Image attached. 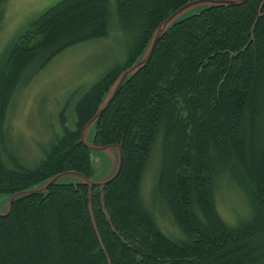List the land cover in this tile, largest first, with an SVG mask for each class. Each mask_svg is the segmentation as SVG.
<instances>
[{
    "label": "trees",
    "instance_id": "trees-1",
    "mask_svg": "<svg viewBox=\"0 0 264 264\" xmlns=\"http://www.w3.org/2000/svg\"><path fill=\"white\" fill-rule=\"evenodd\" d=\"M192 1L115 0L130 35L125 60L77 97L73 129L59 113L61 132L31 167L6 148L14 94L64 49L107 36L108 0H60L0 54V196L11 198L0 214V264H264V0L212 6L161 34L95 123L92 145L120 148L116 177L26 193L63 173L92 176L82 129L157 27ZM154 153L153 198L180 239L163 233L141 198ZM220 176L249 202L235 225L216 209Z\"/></svg>",
    "mask_w": 264,
    "mask_h": 264
},
{
    "label": "rangeland",
    "instance_id": "rangeland-1",
    "mask_svg": "<svg viewBox=\"0 0 264 264\" xmlns=\"http://www.w3.org/2000/svg\"><path fill=\"white\" fill-rule=\"evenodd\" d=\"M59 1L6 0L0 7V54L33 20ZM223 1L235 3L241 0ZM210 4L209 0H202L187 5L168 20L165 27L198 13ZM107 7V36L64 49L32 75L24 85L17 88L7 113L5 139L8 151L19 158L25 167L33 166L42 156V147L61 132L59 113L65 110L66 126L73 129V105L77 97L109 68L125 60L130 35L120 26L115 11V0H108ZM146 52L147 48L144 50V53ZM109 91L104 95L102 102L109 95ZM94 129L92 122L83 132V140L90 147ZM90 162L92 176L89 180L93 183H103L111 178L118 168V148L111 146L90 150ZM156 165L157 156L154 153L142 179L141 198L163 233L173 239H180L181 233L159 204L158 196L155 194L157 197L154 195L155 199L153 198ZM54 179L56 183L84 181L83 177L74 173ZM46 182L47 180L30 190L42 189ZM10 201V197L0 196V214L7 212ZM215 204L221 218L230 225H235L249 214V202L244 193L226 176H220L216 180Z\"/></svg>",
    "mask_w": 264,
    "mask_h": 264
},
{
    "label": "water",
    "instance_id": "water-1",
    "mask_svg": "<svg viewBox=\"0 0 264 264\" xmlns=\"http://www.w3.org/2000/svg\"><path fill=\"white\" fill-rule=\"evenodd\" d=\"M198 1H202V0H196V1H192V2H189L187 3L186 5H184L183 7H181L180 9H178L176 12H174L172 15H170L165 21H163L158 27L157 29L153 32V35L151 37V39L148 41V43L146 44L144 50L147 48V52L144 53V50H143V55L141 57H139L136 62L127 70H125L119 77L118 79L113 83V87H111V89L109 88V95L103 100L102 103H100V106L98 108V111L96 112V114L94 115V117L84 126V128L82 129L81 131V141L83 143V145L85 147L88 148V150H100V149H104V148H107V147H111V146H106V147H95V146H88L84 140H83V132L84 130L86 129V127L91 124L92 122L96 123V120L97 118L100 116L101 112L109 105V103L111 102V100L113 99V97L116 95V93L118 92L119 88L121 87V85L125 82L126 79H128V77H130L132 74L135 73L136 70H138L140 67H142L147 61L148 59L150 58L151 54H152V51H153V48L154 46L156 45L159 37L161 36V34L166 31L169 27H171L174 23H177L178 21L174 22L173 24H171L169 27H165V24L168 20H170L177 12H179L180 10H182L184 7H186L187 5H190V4H193V3H196ZM211 2V4L206 7L205 9L209 8V7H212V6H221V5H224V6H228V5H237V4H241V3H244L246 2L247 0H241V1H238V2H235V3H230V2H224L223 0H209ZM202 11V10H201ZM200 12V11H199ZM198 12V13H199ZM193 15V14H192ZM191 16V15H190ZM180 21V20H179ZM104 98V97H103ZM102 98V99H103ZM115 146V145H113ZM118 148V151H119V163H118V168L115 172V174L107 179L105 182L103 183H93L91 182L89 179H86L85 177H83L82 175L78 174L79 176L83 177L84 178V181H81V183H87L90 187L92 186H95V185H99L100 187H102L105 183H107L108 181H110L111 179H113L114 177H116V175L118 174V171L120 169V165H121V151H120V148L119 146H115ZM67 173H74V172H67ZM67 173H63V174H60V175H57V176H54V177H58V176H61V175H64V174H67ZM74 174H77V173H74ZM54 177L50 178L49 180H47L44 188L42 189H45V187H47L48 184L50 183H53L55 182V179ZM42 189H39V190H29L28 192H26L27 194L29 193H35V192H38V191H41ZM11 202V201H10ZM10 205V203H9ZM9 209V208H8ZM8 212V210H7ZM6 212V213H7ZM5 213V214H6ZM3 215V214H1Z\"/></svg>",
    "mask_w": 264,
    "mask_h": 264
}]
</instances>
